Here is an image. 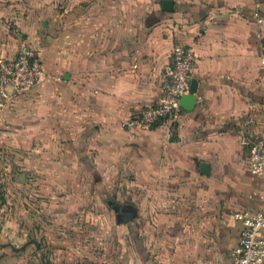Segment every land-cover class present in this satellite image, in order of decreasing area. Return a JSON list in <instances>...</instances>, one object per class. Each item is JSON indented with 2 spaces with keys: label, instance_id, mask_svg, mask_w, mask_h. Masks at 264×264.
I'll list each match as a JSON object with an SVG mask.
<instances>
[{
  "label": "crops",
  "instance_id": "1",
  "mask_svg": "<svg viewBox=\"0 0 264 264\" xmlns=\"http://www.w3.org/2000/svg\"><path fill=\"white\" fill-rule=\"evenodd\" d=\"M32 4L19 23L47 76L0 108V127L8 121L19 143L42 146L49 176H107L138 194L139 204L125 203L137 213L123 221L140 223L127 237L130 261L138 253L139 264H233L235 212L257 210L264 197V176L252 177L241 143L244 133L264 134V0ZM14 40L0 42L1 58L16 54ZM175 43L196 54L193 108L182 107L173 134L168 123L126 128L159 99Z\"/></svg>",
  "mask_w": 264,
  "mask_h": 264
},
{
  "label": "rangeland",
  "instance_id": "2",
  "mask_svg": "<svg viewBox=\"0 0 264 264\" xmlns=\"http://www.w3.org/2000/svg\"><path fill=\"white\" fill-rule=\"evenodd\" d=\"M32 1L0 0L1 43L15 45L18 37L19 48L27 41L19 22ZM6 122L0 127V264H139L138 253L130 261L127 241L140 232L139 216L127 224L114 209L139 204L138 194L114 189L109 184L116 179L107 176H49L42 146L19 143Z\"/></svg>",
  "mask_w": 264,
  "mask_h": 264
},
{
  "label": "built area",
  "instance_id": "3",
  "mask_svg": "<svg viewBox=\"0 0 264 264\" xmlns=\"http://www.w3.org/2000/svg\"><path fill=\"white\" fill-rule=\"evenodd\" d=\"M258 20L263 21L260 16ZM195 62L196 54L191 46L175 43L162 72L159 99L141 106L123 121V126L149 129L168 123V130L173 134L182 110L181 97L192 92ZM46 76L39 52L23 40L16 54L0 59V108L7 107L16 97L28 94ZM241 143L249 150L248 169L252 177L264 176V134L244 133ZM235 218L242 227L239 241L232 248L233 264H264V197L257 210L240 209L235 212Z\"/></svg>",
  "mask_w": 264,
  "mask_h": 264
},
{
  "label": "water",
  "instance_id": "4",
  "mask_svg": "<svg viewBox=\"0 0 264 264\" xmlns=\"http://www.w3.org/2000/svg\"><path fill=\"white\" fill-rule=\"evenodd\" d=\"M197 89V82L195 79H192L191 80V90L192 92L189 93V94H185L181 97V100H180V105L181 107H184L186 109H192L195 102H196V94L194 93ZM209 167L210 165L207 163V162H203L202 165H201V169L203 172H208L209 171ZM128 208H130L131 212L129 213V216L126 217L125 219H128V218H131L133 216L136 215L137 211H136V208L131 206V205H127ZM116 210H118V207H115Z\"/></svg>",
  "mask_w": 264,
  "mask_h": 264
},
{
  "label": "flooded vegetation",
  "instance_id": "5",
  "mask_svg": "<svg viewBox=\"0 0 264 264\" xmlns=\"http://www.w3.org/2000/svg\"><path fill=\"white\" fill-rule=\"evenodd\" d=\"M114 207H118L117 212V217L119 220H125L126 217L129 216V213L131 212L130 208L127 207V205L125 204H121V205H116L114 204Z\"/></svg>",
  "mask_w": 264,
  "mask_h": 264
}]
</instances>
